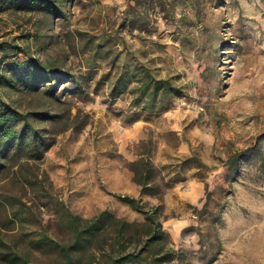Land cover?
Listing matches in <instances>:
<instances>
[{
	"label": "rangeland",
	"instance_id": "obj_1",
	"mask_svg": "<svg viewBox=\"0 0 264 264\" xmlns=\"http://www.w3.org/2000/svg\"><path fill=\"white\" fill-rule=\"evenodd\" d=\"M163 2L176 24L153 7L146 29L131 34L119 23L127 0H64L65 19L52 22L36 10H0V39L91 76L88 99L69 96L70 112L85 120L81 128L54 133L43 156L30 161L37 184L27 185L15 166L0 180V264H17L10 261L16 253L29 264H49V255L30 242L42 227L56 230L52 205H43L48 197L38 183L83 217L108 209L142 220L120 194L141 197L145 207L159 205L172 244L193 264H264V0ZM103 30L112 31L116 46L126 40L144 53L155 74L171 76L186 95L159 113L124 121L117 110L126 101H108L100 79L106 65L91 57ZM207 32L214 48L205 41ZM146 143L161 174L192 158L184 179L160 181L159 197L140 194L127 167ZM248 149L232 173L227 158ZM13 206L21 208V221L10 219Z\"/></svg>",
	"mask_w": 264,
	"mask_h": 264
},
{
	"label": "trees",
	"instance_id": "obj_2",
	"mask_svg": "<svg viewBox=\"0 0 264 264\" xmlns=\"http://www.w3.org/2000/svg\"><path fill=\"white\" fill-rule=\"evenodd\" d=\"M163 1L127 0L119 23L130 34L145 30L149 23L147 10L157 7L164 19L176 24L177 19ZM3 9L36 10L45 16L46 22H52L54 17L65 19L67 15L64 0H0V10ZM47 30L53 27L50 25ZM211 38L212 34L207 32L205 41H210V48H214L217 43ZM91 50L92 60L97 57L106 65L100 79L106 83L108 101L117 98L126 101L125 106L117 110L126 122L168 109L177 97L186 95L184 87L171 76H157L143 58L144 53L132 49L126 40L121 41L120 47L116 46L111 30L97 35ZM20 51L25 52L26 57L18 56ZM90 78V75L62 68L54 60L39 59L14 41L0 39V180L15 166L16 176L31 187L37 184L32 178L36 175L29 170L30 161L43 156L54 142V133L69 127L81 128L85 120L70 112L69 96L88 99ZM63 82L65 84L58 89ZM98 83L99 79L95 84ZM149 147L146 143L142 150H135L137 156L127 162V167L132 171L133 181L140 186V194L159 197L160 181L166 179L168 185L184 179L185 163L192 158H184L174 168L169 167L166 174H161L151 160ZM248 151L235 152L227 158L232 173H236L241 156ZM196 162L197 167L203 165L198 159ZM169 165L164 163L162 167ZM38 184L40 194L48 197L43 205H52L57 233H49L42 227L30 242L49 255V264H193L183 250L172 244L159 219V205L145 207L141 197L120 194L132 209L143 214L142 220H127L108 209L83 217ZM0 205H3L1 199ZM10 211V219L21 221V208L13 206ZM10 261L29 264L18 253Z\"/></svg>",
	"mask_w": 264,
	"mask_h": 264
}]
</instances>
